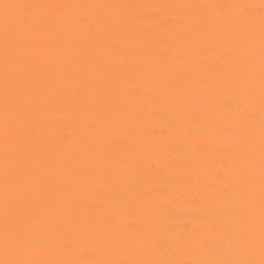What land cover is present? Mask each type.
<instances>
[{"label": "snow or ice", "instance_id": "snow-or-ice-1", "mask_svg": "<svg viewBox=\"0 0 264 264\" xmlns=\"http://www.w3.org/2000/svg\"><path fill=\"white\" fill-rule=\"evenodd\" d=\"M113 7L137 6L0 2V264H264V0L258 6V258L250 219L255 197L249 187L254 185L256 166V115L249 105L257 92L252 60L244 51L255 36L252 10L257 5L172 6L187 10V15L177 25L185 38L182 52L174 57L172 78L158 79L174 101L166 110L183 123L185 136L213 130L231 140L223 146L225 160H230L228 172L214 177L227 187L215 197L202 194L211 205L193 197L190 206L199 215L183 226V236L172 222L177 217L169 213L157 220L167 208L152 206L154 196L166 199L171 193L154 194L144 187L169 182L159 167L150 169L155 173L151 175L133 167L135 157L131 162L113 161L119 168V175L113 177V165L100 166L109 152L128 155V145L120 140L133 134L119 118L126 108L113 100L120 88L119 73L108 58L125 55L130 46L139 44L142 34L120 17L97 11L92 23L66 10ZM121 34L129 36L123 46L115 38ZM158 44L169 54L176 52L169 40ZM142 54L150 53L145 49ZM60 57L69 67H61ZM225 66H230L229 75L221 79ZM94 72L104 73L105 81L94 80ZM54 80L66 85L57 87ZM88 87L97 91L94 103L81 93ZM205 89L208 92L202 94ZM59 113L70 114L74 127L88 128L87 138L72 142L55 134L59 121L54 117ZM89 113L103 123L93 126L86 119ZM196 163L198 169L209 168L203 159ZM101 175L112 177L111 183L100 184ZM182 196L171 203H182ZM226 216L232 218L231 225L222 222ZM236 225L242 226L239 233ZM178 253L190 259L178 258ZM50 255L56 258H46Z\"/></svg>", "mask_w": 264, "mask_h": 264}, {"label": "bare ground", "instance_id": "bare-ground-1", "mask_svg": "<svg viewBox=\"0 0 264 264\" xmlns=\"http://www.w3.org/2000/svg\"><path fill=\"white\" fill-rule=\"evenodd\" d=\"M0 2L8 3H68L74 5L80 4H108V5H136L137 7H113L101 10L87 8H71L66 12L77 18L83 17L88 22L94 23L97 11L104 15L112 17H120L127 23H130L136 30V33L142 34L139 44L135 47H129L125 55L113 56L108 58V63L119 73L120 88L118 92L113 93V100L116 104L124 105L126 111L121 112L120 119L132 129V135L127 140H120L121 143L128 145L130 152L128 155L124 153H108V160L101 162L100 166L107 168L113 165V177L119 175V168H116L113 161L131 160L134 158L133 167L143 169L146 174L151 173L150 169L159 167L162 176L168 179V183H152L144 185L154 194L171 193L166 199L160 196H154L152 206L154 210L167 208V212H160L156 217L157 220L167 217L169 213L177 217L173 219L176 225V232L183 236L182 228L185 224L193 221L199 215L197 210L190 206L193 197L200 200L202 205H211L212 201L202 198L209 194L215 197L217 193L227 187V184L221 180L217 181L214 177L219 174L225 177L228 172V164L230 160H225L228 154L224 152L223 146L230 144L231 140L217 132L210 130L201 134L195 132L192 137L183 135V123L176 119L175 115L166 110L173 98L168 94L167 90L161 87L158 79L172 78L171 69L175 63L174 57L177 53L182 52L180 45L183 44L185 34L177 27L181 19L187 15V10L172 7L185 3H217V4H233V3H253L257 5L253 9L254 13V30L255 36L244 47V51L252 60L251 72L256 82V99L249 105L250 110L255 113L256 120L253 122V130L255 131V160L256 166L253 171L255 176L254 185H250V189L254 193L255 207L250 213L251 224L254 230L256 240V256L259 252V194H260V172H259V4L260 0H0ZM148 5L149 7H142ZM157 7H151V6ZM23 13V10H20ZM2 27V22H0ZM155 37V39H153ZM116 39L122 41V46L127 43L129 36L121 34ZM169 40L176 45V52L169 54L166 50L159 47L158 41ZM149 50V55H144L143 50ZM166 57V58H165ZM61 67H69L67 61L63 57L57 59ZM212 61H209L211 63ZM230 66H225L220 70L219 78L229 75ZM247 70V68H246ZM217 75V73H212ZM94 80L100 82L105 81L104 73L94 72L92 74ZM57 87H64L65 81L54 80ZM70 87V85H69ZM207 89L202 91L206 94ZM82 95L87 97L89 103H94L97 98V91L92 87L81 89ZM2 100V98H0ZM59 121L55 134H63L72 142L77 139L87 138L89 131L86 127L72 125V117L68 113H59L54 117ZM86 119L90 120L95 127H99L103 121H100L95 113H89ZM247 126V121L242 122ZM114 139L119 140V137ZM3 140L0 137V163L3 159ZM138 154V155H137ZM201 159L208 161L209 168L197 167V161ZM215 165L212 167V165ZM61 176L66 173L61 172ZM112 177L99 176L100 184L105 182L111 183ZM226 179L231 181V175H227ZM182 203L177 202L175 205L171 203L172 199L180 194ZM68 198H72V194H68ZM2 200V195H0ZM216 218L215 215L212 216ZM2 213H0V224H2ZM128 220L134 219L128 217ZM167 222V221H165ZM223 223L232 224V218L226 216L222 218ZM83 227V225H81ZM241 225H236V232L239 233ZM208 239L216 240L215 236H209ZM3 258L0 253V259ZM46 258H56L50 255ZM178 258L190 259V257L178 253Z\"/></svg>", "mask_w": 264, "mask_h": 264}]
</instances>
